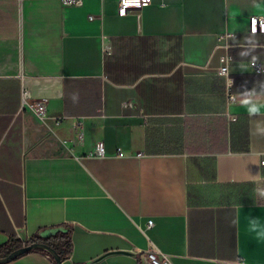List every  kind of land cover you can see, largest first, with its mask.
I'll use <instances>...</instances> for the list:
<instances>
[{
	"label": "crops",
	"instance_id": "1",
	"mask_svg": "<svg viewBox=\"0 0 264 264\" xmlns=\"http://www.w3.org/2000/svg\"><path fill=\"white\" fill-rule=\"evenodd\" d=\"M262 14L264 0L126 15L119 0H0V247L61 225V264H144L152 247L174 264H264L249 231L264 226V107L242 103L264 105ZM5 264L57 263L33 249Z\"/></svg>",
	"mask_w": 264,
	"mask_h": 264
},
{
	"label": "built area",
	"instance_id": "2",
	"mask_svg": "<svg viewBox=\"0 0 264 264\" xmlns=\"http://www.w3.org/2000/svg\"><path fill=\"white\" fill-rule=\"evenodd\" d=\"M65 5H77L82 6L83 0H62ZM152 0H119V13L121 15H126L134 10H141L144 6L151 3ZM264 14L262 15H253L249 19V27L252 33L261 32L264 34ZM233 33H225L222 35L224 38H232ZM232 62V57L230 54L225 53L221 56V65L219 67V74L224 76L229 84L233 82V78L230 72V64ZM251 67L256 73H264V62L256 61L253 65L252 61L250 62ZM228 69L227 73L223 70ZM25 95H29L28 92ZM31 109L36 113V115L45 120L47 115L46 101L45 100H36L30 104ZM56 123L60 124V117L56 118ZM82 119H80L76 126L82 127ZM103 153V144H99L96 154ZM92 154V153H91ZM262 165L264 167V158L262 159ZM154 224L152 219L147 221V226L151 227ZM144 260V264H174L172 261V256L168 253L161 251L158 248L152 247L150 250L146 251L141 255Z\"/></svg>",
	"mask_w": 264,
	"mask_h": 264
},
{
	"label": "trees",
	"instance_id": "3",
	"mask_svg": "<svg viewBox=\"0 0 264 264\" xmlns=\"http://www.w3.org/2000/svg\"><path fill=\"white\" fill-rule=\"evenodd\" d=\"M30 243H43L54 249L64 260L73 249L72 232L65 226L52 227L48 233L39 231L34 234L29 242H23L21 240H11L10 243L0 247V258L9 255L14 250H17L23 246H27ZM50 253L45 249L38 248Z\"/></svg>",
	"mask_w": 264,
	"mask_h": 264
},
{
	"label": "clouds",
	"instance_id": "4",
	"mask_svg": "<svg viewBox=\"0 0 264 264\" xmlns=\"http://www.w3.org/2000/svg\"><path fill=\"white\" fill-rule=\"evenodd\" d=\"M164 7L165 5H161ZM241 55H246V53H241ZM256 62V57L252 58L253 65ZM225 73H227L228 69L223 70ZM243 105L246 107L247 112L249 116H255L261 111V107H264V105H261L257 102V99L254 98V94L250 95L248 94V91L246 90L244 92V99L242 101ZM249 231L254 235V238L264 244V226L260 225L259 218L251 217L249 221ZM243 264V262H241Z\"/></svg>",
	"mask_w": 264,
	"mask_h": 264
},
{
	"label": "water",
	"instance_id": "5",
	"mask_svg": "<svg viewBox=\"0 0 264 264\" xmlns=\"http://www.w3.org/2000/svg\"><path fill=\"white\" fill-rule=\"evenodd\" d=\"M38 248L45 249V250L49 251L52 254V256L54 257V259L56 260V263L61 264V262H62L61 256L54 249H52L50 246L43 244V243H30L27 246H23L17 250H14L9 255L0 258V264L8 263V262L18 258L19 256H21V255H23V254H25V253L33 250V249H38ZM113 252H108V253L104 254L103 256H101L100 258H102L106 255L112 254Z\"/></svg>",
	"mask_w": 264,
	"mask_h": 264
},
{
	"label": "snow or ice",
	"instance_id": "6",
	"mask_svg": "<svg viewBox=\"0 0 264 264\" xmlns=\"http://www.w3.org/2000/svg\"><path fill=\"white\" fill-rule=\"evenodd\" d=\"M262 27H264V26H262Z\"/></svg>",
	"mask_w": 264,
	"mask_h": 264
}]
</instances>
